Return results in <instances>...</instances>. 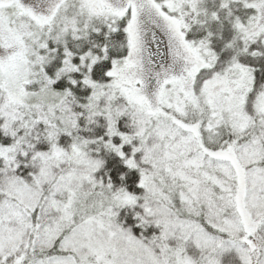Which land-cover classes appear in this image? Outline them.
<instances>
[{
  "label": "snow or ice",
  "instance_id": "obj_1",
  "mask_svg": "<svg viewBox=\"0 0 264 264\" xmlns=\"http://www.w3.org/2000/svg\"><path fill=\"white\" fill-rule=\"evenodd\" d=\"M0 264H264V0H0Z\"/></svg>",
  "mask_w": 264,
  "mask_h": 264
}]
</instances>
